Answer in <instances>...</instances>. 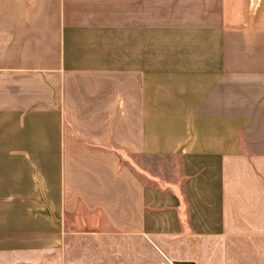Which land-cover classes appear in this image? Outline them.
<instances>
[{
	"label": "crops",
	"instance_id": "obj_1",
	"mask_svg": "<svg viewBox=\"0 0 264 264\" xmlns=\"http://www.w3.org/2000/svg\"><path fill=\"white\" fill-rule=\"evenodd\" d=\"M234 238L264 239V0H0V264Z\"/></svg>",
	"mask_w": 264,
	"mask_h": 264
},
{
	"label": "rangeland",
	"instance_id": "obj_2",
	"mask_svg": "<svg viewBox=\"0 0 264 264\" xmlns=\"http://www.w3.org/2000/svg\"><path fill=\"white\" fill-rule=\"evenodd\" d=\"M201 262L181 264H264V239L234 238L195 241Z\"/></svg>",
	"mask_w": 264,
	"mask_h": 264
}]
</instances>
